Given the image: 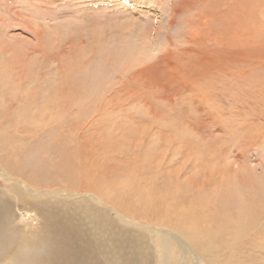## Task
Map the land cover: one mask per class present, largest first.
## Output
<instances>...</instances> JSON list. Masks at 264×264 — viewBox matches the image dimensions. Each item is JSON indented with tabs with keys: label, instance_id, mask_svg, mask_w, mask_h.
Segmentation results:
<instances>
[{
	"label": "rangeland",
	"instance_id": "rangeland-1",
	"mask_svg": "<svg viewBox=\"0 0 264 264\" xmlns=\"http://www.w3.org/2000/svg\"><path fill=\"white\" fill-rule=\"evenodd\" d=\"M263 126L264 0H0V199L13 204L7 225L15 233L0 222V264H46L47 230L39 229L43 218L32 205L41 190L30 183L61 193L49 194L55 201L83 193L91 200L101 191L99 176L116 186L115 194L118 186L144 183L129 199L116 196L112 204L100 197L94 204L115 219L126 209L154 223L163 205L180 201L202 227L229 224L220 196L229 187L254 195L264 186ZM24 155L27 168L19 167ZM88 155L98 161L86 163ZM145 158L148 169L140 168ZM31 165L39 175H26ZM161 175L171 178L162 188ZM14 183L24 192L12 190ZM153 187L164 195L157 192L161 208L151 212L138 198ZM64 211L51 218L52 227L87 223L83 214ZM255 236L254 249L242 243L233 249L247 264H264V230ZM142 250L152 253L151 243ZM195 253L188 263L204 264Z\"/></svg>",
	"mask_w": 264,
	"mask_h": 264
},
{
	"label": "bare ground",
	"instance_id": "bare-ground-1",
	"mask_svg": "<svg viewBox=\"0 0 264 264\" xmlns=\"http://www.w3.org/2000/svg\"><path fill=\"white\" fill-rule=\"evenodd\" d=\"M43 126H45V125H43ZM39 127L41 128V126H39ZM36 129L37 128H34V130H36ZM229 129H232V128H229ZM28 130H30V129H28ZM16 131H17V129H16ZM77 131H79V130H77ZM104 132H105V130H104ZM249 132L251 133V130H249ZM79 133H80V131H79ZM88 133H89V131H88ZM94 133H95V131H94ZM250 133L248 135H250ZM234 134H235V132H234ZM255 134H256V132H255ZM103 135H104V133H103ZM95 136H98V135H95ZM99 136L101 138V134ZM25 137L29 138L30 136H22L21 138L24 139ZM14 138H15V136H14ZM16 139H18V137H16ZM86 139L88 140L87 137H86ZM96 139H97V137H96ZM1 140H4V139H3V137L0 136V148L2 149V146H4L5 143H1ZM89 140H91V139H89ZM109 141L111 142V140H109ZM109 141H107L108 145H109ZM116 141H117V143L118 142L120 143V141H118V140H116ZM35 142L37 143V141H35ZM114 142L115 141L111 142L109 147L113 146L111 144H113ZM77 143L78 142H76V144ZM79 143L77 145L78 147H80ZM100 143L102 144L101 141H100ZM100 143H98V145ZM212 144H214V143H212ZM224 145L226 146V144H224ZM90 146H91V144H90ZM103 146H104V143H103ZM116 146H118V145L116 144ZM209 146H210V144H209ZM86 147H88V145ZM113 147H115V146H113ZM123 147H124V145H123ZM220 147H221V145H220ZM80 148L82 149V147H80ZM212 148H213V146H212ZM90 149H92V148H90ZM205 149H206V147H205ZM223 149H221V150H223ZM70 150L72 151V149H70ZM106 150L108 151V149H106ZM22 152H23V149L21 150L20 153H22ZM74 152H75V149H74ZM92 152H94V151H92ZM87 153H89V151ZM103 153H104V151H103ZM108 153H109V151H108ZM122 153H124V152H122ZM66 154H68V153L66 152ZM72 154H73V152H72ZM112 154H114V153H112ZM112 154H110V155L112 156ZM95 155L97 156L98 152ZM70 156L68 154V156H66V157L70 158ZM73 157H74V159L76 158L74 156V154H73ZM92 157H94V156L92 155ZM14 158H16V156ZM21 158H22V160L19 164V167L24 166L27 168L26 162L28 160V157L26 155H24ZM69 158L66 160L71 159V158L70 159ZM77 158H78V156H77ZM100 158H102V157H100ZM88 159H89V162H86V163L91 162L90 161L91 158L89 157V155H88ZM120 159H121V157H120ZM95 161H96V159H95ZM95 161L92 160L93 163ZM112 161L113 160H111V162ZM117 161L120 162L121 160H119V158H118ZM123 161H126V160H123ZM146 161H147L146 158L143 159L142 161H140V168L148 169V167L145 165ZM71 162L69 161L68 163L70 164ZM111 162H110V164H111ZM114 162H115V159L113 161V165H114ZM126 162H128V161H126ZM86 163H84V164L86 165ZM123 163H125V162H123ZM147 163L149 164L150 168L155 167L156 169L160 170V166L158 167V165H154L153 163H150V162H147ZM32 166L33 165H31L28 168L29 171L26 175H28L30 177H35V176L40 174L41 168L32 167ZM68 167H71V166L69 165ZM91 167H93V166H91ZM91 167H89L88 169H90ZM71 168H73V165ZM102 168H104V166ZM83 169H84V167H83ZM114 169H116V168H114ZM80 170H81V172L83 171L81 167L78 171H80ZM86 170H87V168H86ZM116 170H119V169H116ZM75 171H77V170H75ZM66 172L67 171L65 170L64 173L66 174ZM88 172L89 171H86V175ZM110 172H114V171H110ZM120 173H123V172H120ZM99 174H101V173H99ZM102 174H104V172ZM73 175H75V174H73ZM94 175L95 174H93L92 176H94ZM112 175H113V173H112ZM121 175H120V178H121ZM147 175H148V173L144 174V176H145L144 179L148 178ZM65 176L63 175V178H65ZM80 177L82 179V175H80ZM80 177H79V179H80ZM83 177H84V174H83ZM86 177H88V176H86ZM103 177L99 176V179H100L99 181H101V182L97 183L99 186L98 188H100V190H101V191H96L99 194H97L96 192H93L94 193L93 198L89 197L93 203L90 202L91 200L87 199L88 194H86V193L85 194L83 193V196H87V198L83 197L81 195L80 197H71L73 199L66 201L63 199V197L55 196V197L60 198L59 199L60 201H57V200L55 201L53 196H51V195L49 196V194L51 192L52 193H55V192L50 191L49 189H42L38 185H35L33 183L28 184L33 189L37 188V189L33 190L35 192H37L38 190H41L40 192H38V194H37L38 196L36 195L34 198H32V199H35L36 201H35V203L33 202V204L32 203L31 204L33 205L34 208H36L40 212V214L43 218V221L40 224L39 229L41 227H44L42 229V231H43L42 233H46V230H47L46 264H94V262L96 260L102 261L103 264H145L148 261H153L154 264H189L188 260L190 259V257H197L198 256V255L196 256L195 250L205 260L207 257L208 261L211 264H217L218 262L220 264H245V263L247 264V260L245 259V257L241 253L235 251L233 248H235L239 243H242V244L246 245L245 247H248V249H249L248 251H250L251 249H254V245H256V247H257V245H260L257 242L258 238L255 236V233L264 230V220H263V222H259L260 221L259 219L264 218V194L262 193L264 191V186L263 187L260 186L258 189V193H255L254 195L249 193V192L245 193V189L243 190L242 193L238 192V190H236L238 188L237 186H236L237 188L235 186L229 187L226 194L220 196L221 200L224 199L227 202V204H223V205H225L223 212L227 213L226 216L229 217V224L228 223L224 224L223 221H219V222L211 221V222H208L209 227L205 228V227H202L200 225V223H201L200 220H199L200 222L199 221L197 222V220L199 219L198 217H197V220L193 219L192 216L190 217L191 213L189 211H191V210L189 208H188V210L185 211L183 209L184 207L182 208V205L179 204L180 201H179V203H176L177 204L176 206H173L175 203V202H173V200L171 201L170 205H169V203H168V205H166L164 203L165 205H163V207H162L163 208V210H162L163 215L161 214L162 216L158 217V222H157V217H155L154 223H152L151 221L138 219L135 217L136 214L137 215L139 214L138 211L135 212V214H132L133 211H131L132 213L126 214L125 213V211L127 212L126 209H125V211L119 212V213H121V216L123 217V219H120L119 217H116L117 219L113 218L112 215L109 216L110 214L107 212L108 209L105 210L103 208L102 209L98 208V207H96L98 205L95 206L94 202H98V203L100 202L101 203L102 201H101L100 197L103 200L106 198L108 201H111L112 204L114 201L113 197H116V196H120L119 200L120 199L121 200L129 199V196H132V194L134 195L135 192H139L141 187L143 189L144 183L140 186L138 184H135L133 187H131V189H130V187H128L127 184H125L126 186L124 188H120L118 186L116 191H115L116 192V194H115L114 188H116V186L113 184L112 189H110V187L107 185V182H109V184H110V180L107 178L109 181H107L105 183ZM160 177H163V179L160 180V184H162L160 188L166 187L169 184V181H170L169 179H171V178L170 177L166 178L163 175H161ZM48 178H49V176H48ZM116 178H117V176H116ZM230 178H232V177H230ZM230 178L224 177L223 179H225L229 184H231L233 180H231ZM61 180H62V178H61ZM65 180H66V178H65ZM76 180H78V179H76ZM31 181H32V179H31ZM44 181H46V180H44ZM88 181H89V179H88ZM21 182H22L23 188H25V191L27 190V192H30V194L33 195V193L30 190H28L26 188V186L24 185L23 178H21ZM124 182H126V181L124 180ZM114 183H115V181H114ZM140 183L141 182H139V184ZM175 183L178 185L179 181L177 180V181H175ZM53 184H54V182H53ZM83 185H84V183H83ZM106 185H107V187H105ZM150 185H151V182H150ZM18 186H19V184L14 183L12 185V190H14V191L19 190L22 192L23 190H21ZM87 186H88V184H87ZM167 188H169V187H167ZM184 189H187V188H184ZM163 190H164V188H163ZM70 191H71V189H70ZM72 191H73V189H72ZM111 191H113L112 194H115V196H112V195H111V197L108 196V193H111ZM172 191L174 192V190H172ZM186 191H188V190H186ZM62 192H64V191H62ZM157 192H158V194L160 192H162L161 197L164 195V193H163L164 191H161L160 189L158 190L157 187H153L149 191L145 190L143 193H139L140 194V196L138 198L139 201L144 202L143 207L150 206L151 212H152V209H154L155 207H156L155 209L161 208V206H159L160 205L159 202L162 201V198L159 197V195H157ZM168 192H166V194L170 196L169 193L171 191L169 193ZM187 193L183 194V196L187 195ZM55 195H61V193L56 192ZM51 197H53L54 202L53 201L51 202V201L45 199V198H51ZM134 198H135V196H134ZM175 198H173V199L176 200ZM186 198L188 199V196H186ZM164 199H166V198H164ZM181 201H183V199H181ZM168 202H170V201H168ZM183 203H184V201H183ZM185 203H187V200ZM190 204H188V205L191 206ZM124 205H128L127 201L122 202L121 204H118L117 207H119V209H120V206H124ZM185 205H187V204H185ZM232 205H234V208L230 207ZM114 206H115V204H114ZM131 207H132V204H131ZM13 208H14L13 204L10 201L5 200V199H0V222L2 223V227L5 230H7V232H9L10 235L15 234L13 231L10 230L9 226L7 225V222H9V220H10L9 219L11 216L10 213L13 211ZM109 209H111V208H109ZM61 210H65L64 212H66L67 214H83L87 218V223L86 224H72V225L68 226L67 228H65V226H63V225H57L55 227H52L53 221L51 218L57 216L58 214L57 215H55V214ZM166 224L169 225L166 228L161 226V225H166ZM257 226H259V227H257ZM171 229H173V230H171ZM179 232L182 233L188 239L189 242L185 239H182V236L179 234ZM252 233H254V234L249 236V234H252ZM219 236H221L223 238V240H222V242L219 241L218 243H216L215 238L219 237ZM231 240H232V242H231ZM145 242L151 243L152 253H147V252H144L142 250ZM221 243H222V245H221ZM253 243H255V244H253ZM226 246H228V248H229V250L227 252H225ZM202 257H200V259L203 261ZM205 260L203 262H204V264H207L205 262Z\"/></svg>",
	"mask_w": 264,
	"mask_h": 264
}]
</instances>
